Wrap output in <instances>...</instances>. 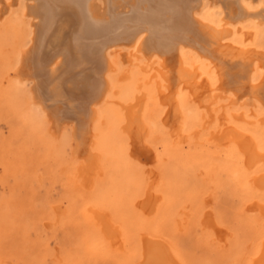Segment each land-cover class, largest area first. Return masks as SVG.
<instances>
[{
    "label": "bare ground",
    "instance_id": "obj_1",
    "mask_svg": "<svg viewBox=\"0 0 264 264\" xmlns=\"http://www.w3.org/2000/svg\"><path fill=\"white\" fill-rule=\"evenodd\" d=\"M253 2L255 3L252 4ZM0 5V15L4 14L7 9L10 10V7L12 6L16 5L20 7V11L18 12L20 14V16H18L20 17L19 22H21L22 25L24 23L26 26L24 29H27V34L22 31L27 35L24 36L27 37V40L23 38L24 40H26L25 46L24 48L19 49L18 53L16 52L18 54V56H15L17 57V59L15 60L17 61V67L15 68V71L13 69L14 74L12 76H14L15 81L19 84L29 83L31 99L34 104V108L38 110L42 116L48 119L52 130H55L57 133H59L63 129V127H70L71 136L69 137H71V140L73 141V153H75L76 155V161H79L77 163V169L79 170L80 174L83 175V179H85L86 182L90 181L89 175L93 173V170H97V168L99 167L96 163L97 156L94 153V150H97V148L101 146L102 141H104L105 136H107V132L103 131L102 129L103 118L105 119L109 116V111L112 114L114 107L110 108L111 105L109 106V104L114 103L118 105V114L121 115V120H123V125L121 126L120 130H122L128 140V155H130L134 160L135 158L137 159V166H143L145 175L149 173L150 176H152L151 178H153L156 177V174H158L156 170L154 168H151L150 166L152 161L155 160L154 152L158 153L159 155H163L161 157V162L163 157L167 158L164 160L169 162L168 165L164 167L165 171H163L165 173H163L164 194L156 195L155 193H150L151 189H149L150 191L145 189L138 191L139 189H137L134 192H131L129 198L125 196V200L128 202V204H130L129 207L140 212L142 215L141 218L143 220H148V215H152V212L156 209V206L158 207L157 209L158 211H160L161 215L172 217L169 215V209H171L170 206L173 204L172 202L175 199L174 197L178 194V181L176 180V176L180 174V171L176 169L178 165L175 164L176 158L179 159L181 164L184 165H187V163L196 165V163H198L199 165L207 168L211 167L212 170H215V174L217 172H227L226 169L228 167L225 161L232 160L234 162V168H232L231 170L229 169L230 173L232 171H237L236 173H239L241 175V180H244L242 185H245V191L247 192V196L243 195L247 197L246 202H244V207L249 211L251 210V213L252 210L255 209L258 216L257 219L251 218L249 220V225L255 230V242H257L251 255L248 256L249 258L247 257V264H264V49L261 48L264 45L258 46L255 45L256 43H254L256 40H254V42L251 41V39H258L257 36L259 34V37L264 38V36H262L264 35V32H261L262 29L259 28L260 26L264 25V0H0ZM15 10H17V8ZM215 16L216 18H214ZM9 17L14 20V17H12V15H10ZM261 28H264V26H262ZM13 29H15V27ZM20 29L21 28H19V30ZM234 35L237 36L236 39L233 38ZM19 36L22 37L23 35L20 34ZM19 36L17 37V39L19 38ZM23 39L22 41L24 42ZM20 41L21 40H19V43H21ZM257 42L259 43V40ZM21 45L24 44L21 43ZM119 51L123 52L121 53ZM5 59H3V61ZM126 62H132V65H134L133 67H136V69H138V73L143 75L142 81L140 79L137 80L138 78L136 79V81H139L137 84L132 80V82L136 84V90L140 92L141 86H149V91H151L152 94L151 99L153 102V107L150 109H146V111L148 110L147 112L148 114H150L149 117H152L151 120L148 116L147 120L142 117L141 110H143V103H145L143 101L147 100V97L144 100L142 99L143 93L140 95L137 94L138 92L136 94H133L128 103L117 101V96L119 94L117 88H119L120 90L121 86L119 87L118 85H116V82H119L115 79L113 80L114 77L112 74H114L117 70H121ZM14 64L16 66V62H14ZM127 72L131 74V71L126 70V72L120 73L119 77L125 76ZM3 76L5 77V75ZM7 76L9 77L8 74ZM127 78L129 77L127 76ZM8 80V82H11V79ZM134 83L131 84L134 85ZM14 86L17 87L16 84ZM20 87H18V89ZM11 89L13 90L14 88ZM20 96L21 95H19V97ZM123 101H126V99H123ZM10 104L11 103H9V105ZM14 104H16V102ZM115 113L117 114L114 109V114ZM20 116L22 115L20 114L18 117ZM15 117L18 121L22 120L23 118L22 116L19 120L17 115ZM25 119L28 118L25 116ZM106 120L108 121V119ZM28 121L27 124H29ZM30 127L32 128V125ZM30 127L28 126L29 129ZM151 127H153L158 133H160V135L164 137V141H162L164 143H162V149L160 152L159 150H157V147H155L152 151L153 147L150 148V142H146V136H148L147 133L149 129H151ZM199 132L201 142H204L203 144H205L206 146L205 150L201 148H193L191 146L188 147L187 145L186 146L188 148L186 147L185 149H179L180 145L185 140L192 141L191 144H193L196 140L197 133ZM96 136H98L97 140L95 139ZM27 140H29V138H27ZM196 145L199 146L202 144L198 143ZM26 148L24 149L26 150ZM21 150L22 149H20V151ZM178 150H180L179 153H177ZM156 159L158 160L159 158ZM133 162L134 161H132V163ZM158 162L159 160L157 161V163ZM165 162L163 161V163ZM132 169L133 168L131 167V170ZM75 171L76 169H74V172ZM121 173H123V169ZM140 173L141 172L137 174ZM97 175L99 176V173H97ZM142 175H144V172H142ZM205 175L206 174H204V176ZM209 175L210 173L208 174V176ZM75 176L73 177L75 178ZM113 177L111 179L112 182ZM211 178L212 177L210 175V179ZM237 179L233 178L232 180H230L233 181V184H235ZM222 183L223 182H221V184ZM224 183L222 186H224ZM226 184H229L228 181ZM226 184L225 186L227 187ZM79 185H81V183H79ZM82 185H85L84 182L82 183ZM146 186H148V184H146ZM83 187L84 186H82V188ZM108 188H110V186ZM224 191L226 190L224 189ZM125 192L129 193L128 191ZM231 193H233V190ZM68 194L70 195V193ZM79 194H81V191ZM208 194H206V198L208 197ZM223 194L224 197L227 195H225V193ZM84 195L85 194L82 191V196ZM77 196H79L80 198L81 195ZM229 196H234V194H230ZM182 197L180 196V200H182ZM160 198L164 201V206L160 204ZM211 198H213V196ZM217 198L219 199V196H217ZM224 199H226V197ZM224 199L222 198L219 200L222 201ZM242 199H244V197ZM73 200L76 201L77 199L74 198ZM203 200L204 199H202V201ZM224 201L227 202V200ZM240 201L239 204L242 205L243 200L241 203ZM229 202L230 201H228L227 203ZM95 203L96 202L94 201L93 204ZM98 203H96L95 205H97ZM73 204L75 205V203ZM99 205H101V203H99ZM68 206H70V204ZM221 206L222 205H220V207ZM91 207L93 209L94 206L91 205ZM182 207L184 208L183 204ZM251 207H254V209H252ZM10 208L12 209V206ZM85 208L87 209V207ZM101 208H103V206ZM11 209L10 211L13 210ZM86 209L84 211L85 213L88 212L86 211ZM180 209L182 210V208H179V210ZM210 210L211 209H209V211ZM228 210L230 211V209ZM14 211L15 209L12 212L13 214L16 213V211ZM90 211L91 210H89L88 214L91 215ZM255 211H253V213H255ZM84 212L82 211V213ZM239 212L241 211L239 210ZM134 213L137 214L136 212ZM102 214L103 213H100L101 216L99 214L97 215L98 219L100 217L101 222L103 219L105 220V216L103 215L104 217H102ZM199 214L204 215L199 219L200 225L202 226V224L204 225V223L207 222V216L209 214L207 213L208 215H206L204 214V212L201 214L200 212L195 216H199ZM234 216H232V219L234 218ZM238 216L236 215L235 218H237ZM241 217L243 218V216ZM137 218L140 219V217ZM196 218L198 220V217ZM134 219L136 220V218ZM235 220L234 222L232 221L235 224L242 222V220L239 222H235ZM243 222H245V220ZM97 223L95 220V225ZM120 223L116 224L113 227H115L116 230H122V227H117V225L120 226ZM3 224L5 227L10 225L9 224L6 226L5 223ZM13 224H11V227ZM211 224L214 225L213 223ZM205 225H207V227L205 228H208L209 230L208 224ZM240 225H242V223ZM240 225L239 227L241 228ZM18 227L21 228V225ZM110 227L112 226L110 225L109 228ZM181 227H183V225ZM213 227L215 228V225ZM75 228H77V226ZM145 228L147 229V227ZM152 228L153 229L145 230V235L141 233L135 238L137 243V252L141 262L139 264H180L181 262L179 263L177 261V259L181 260V252L179 250L184 247H181L178 250L173 241L167 238L168 241H166L171 246L170 249L166 242L162 240L161 231L158 228ZM177 228L179 229L180 227ZM217 228H215V230ZM94 230L95 229L93 227L92 234L90 233L91 236L89 237H91L93 240H95V238L96 240H99L100 237H96L98 231L96 232ZM110 230L111 229H108V231ZM236 230L237 228L234 231ZM7 232H10L9 229ZM13 232H15V228ZM88 232L86 231V233ZM223 232L225 235L226 232ZM243 232L245 233L244 230ZM249 232L251 234V231ZM110 233H112V231H110ZM117 233H119V231ZM124 233L120 235L125 238L126 234L124 235ZM213 233L214 232L212 231V234ZM114 234H116V232H114ZM220 234L223 235V233L221 232ZM93 235H95V238L93 237ZM227 235L232 234H228L227 232ZM19 236H22L21 232ZM122 236L121 238L124 239ZM219 236L220 238H222L221 235ZM80 237L83 238L82 236ZM112 237L114 236L112 235ZM181 237L184 236L181 235ZM16 238L17 237H15V239ZM228 238L232 239V237ZM75 239H73V241H75ZM104 239L106 238H103V241H101L104 242ZM82 240L83 239H81L80 241ZM198 240L196 239V241ZM250 240L251 238H249V241ZM90 241L91 240L89 239V242ZM109 241L111 242V240L108 239V242ZM116 241L117 240L115 239V242ZM222 241L223 240H221V242ZM244 241L242 243H245ZM89 242L87 243L88 247L90 245ZM115 242L114 244H111V242L110 245L107 246L111 247V245L115 246L119 244ZM126 242L128 241L126 240ZM252 242L253 241H250L247 246L251 245L253 247ZM92 244H94V246L98 245L96 246V249L102 248V250L100 249L101 253L99 249L94 250L90 253H94L96 251V253H100L105 256L104 253L107 252L106 256H109L108 250L110 249L108 247V249L103 248V246L108 243H103L102 247H99L102 243L99 245V243L95 244L93 241ZM188 245L190 247L191 244L189 243ZM195 245L196 244L192 246H194L195 248ZM225 246L226 245H224L223 248ZM241 246L243 245L241 244ZM184 249L186 250V248ZM232 249L234 250V248ZM239 249L242 248L240 247ZM88 250H90V248ZM120 250L122 251V248ZM102 251L105 252L102 253ZM208 251L209 250H207V252ZM204 252L206 254V251ZM250 252L251 251H249V254ZM226 254H228V252H226ZM91 255L92 254H90V258L93 257ZM229 255L232 254L229 253ZM81 259L83 260L84 258ZM79 261L80 264L81 260Z\"/></svg>",
    "mask_w": 264,
    "mask_h": 264
},
{
    "label": "rangeland",
    "instance_id": "obj_2",
    "mask_svg": "<svg viewBox=\"0 0 264 264\" xmlns=\"http://www.w3.org/2000/svg\"><path fill=\"white\" fill-rule=\"evenodd\" d=\"M254 3L255 2H253L252 4H254ZM0 7H1V5H0ZM16 8H17V10H15ZM19 9H20V7L15 5V6L10 7V10L7 9V11L4 13L6 15H4V14L0 15V18H1L0 19V25L2 24L0 26V55H3V56H0V71H1V73H0V77H1L0 78V85H1L0 86V217H1L0 223H2V224H0V264H39V263L40 264H66V263L72 264L73 262H75L73 264H77V263L79 264V262H80L79 260H81L80 264H87V263L91 264L92 262H93L92 264H102V263L103 264H120V263L121 264H139L141 262H140V258L138 256L137 243H136L135 238L141 233L145 235V233H146L145 230L153 229L152 227L158 228L161 231L162 240H164L166 242V244L168 245V247L170 249H171V246L167 242L168 239L173 241V243L176 245L178 250L181 247L186 248V250L184 248H181V250L184 249L183 251L179 250L181 252V258H180L181 260L177 259V261L179 263L181 262L180 264H247L248 263L247 260L249 258L248 256L251 255L252 251L255 248L256 242H257V241L255 242V240H256L255 233H254L255 230L253 227H251L249 225V220L251 218L257 219L258 216L256 214L254 207L253 208L251 207L252 209H254V210H252V213L250 212L251 210L249 211V210L245 209V207H244L245 206L244 202H246V199H247V197H245V196H247V192L245 191L246 190L245 185H242L244 180L243 181L241 180L242 179L241 175L239 173H236L237 171H235V172L232 171L230 173V170L232 168H234V162L232 160L225 161V163L228 167L226 169L227 172H217L215 174V170L214 169L212 170L211 167L207 168V167L199 165L198 163H196V165H194L192 163H187V165H184V164H181L179 159L176 158L175 164H178L176 169H178V171H180V174L176 176V180L178 181V194L174 197L175 199L172 202L173 204L170 206L171 209H169V215L172 217H169V216L167 217V215L166 216L161 215L160 211H158V209H157L158 207L156 206L155 207L156 209L152 212V215L151 214L148 215V217H147L148 220H143L141 218L142 215L140 212L136 211L135 209L133 210L132 208L129 207L130 204H128V202L125 200V196L127 198H129L131 192H134L137 189H139L138 191L144 190V189L150 191L149 189H151L150 193H155L156 195L164 194L163 193V191H164L163 181H164V174L165 173L163 171H165L164 167L166 165H168L169 162L164 160V159H167L164 157L162 158V162H161V157L163 155H159L158 153L154 152L155 160L152 161L150 166H151V168H154L158 174H156V177H153L154 179L151 178L152 176H150L149 173L145 175V171L143 169V166H137V159L135 158V160H136L135 161L133 158H131L130 155H128L129 154L127 151V150H129L128 146H127L128 140H127V137H125V134L122 132V130H120L121 126L123 125V120H121L122 119L121 115L118 114L119 113L118 112V105H116L114 103L113 104L110 103L109 104V106L111 105L110 108L114 107L113 111L111 110L112 114L110 113V111L108 112L109 116L105 119L103 118V123H102L103 127L101 126L103 131L107 132L106 133L107 136H105V139H104V141H102L101 146L99 148H97V150H94V153L97 156L96 157L97 158L96 163L99 166L98 167L99 170H98V168H97V170L96 169L93 170V173H91V175H89L90 181L86 182V180L83 179V175H81L79 170L77 169L78 168L77 163L79 161H76V157H75L76 155H75V153H73L74 152L73 151V143H72L73 141L71 140V137H69V136H71L70 127L69 126L63 127V129L59 133H57L55 130H52V128L50 127L51 125H50L48 119L45 118L44 116H42L40 114V112L34 108V104H33V101L31 99V92H30L29 83L19 84L15 81L14 76H12L14 74L13 69L15 71V68L17 67V61H15L17 59V57H15V56L16 55L18 56V54H17L18 50L21 48H24L26 40H27V37H24V36H27L26 35L27 29H24L26 26L24 23L22 25V23L19 22V19H20V17H18V16H20V14L18 13L20 11ZM9 13H10V15H12V17H14L13 18L14 20H12V18L9 17L10 16ZM16 15H17V19H16ZM5 16L7 19L5 18ZM214 18H216V16ZM3 20H4V22H3ZM7 23H9V24H7ZM4 26H5V28H4ZM12 26H13V28L15 27V29H13ZM262 26H264V25H262ZM262 26H260L259 28L262 29L261 32H264V28H261ZM19 28H21V29L19 30ZM2 30H3V32H2ZM17 31L19 34L17 33ZM22 31L25 32L26 34L23 33ZM13 33H14V36H16V37L13 36ZM20 34L23 36L20 37L19 36ZM17 35L19 36L18 39H17V37H18ZM259 35L257 36L258 39H256V38L251 39V41L254 42V40H256L254 42V43H256L255 45L262 46V45H264V38L259 37ZM262 36H264V35H262ZM236 37H237L236 35L233 36V38H235V39H236ZM23 38H25L26 40H24ZM22 39L24 40V42L22 41ZM19 40H21L20 42L23 43L24 45H21V43H19ZM258 40H259V43L257 42ZM261 48L264 49V46H262ZM119 52L122 53L123 51H119ZM3 59H5L4 60L5 62L3 61ZM1 61H2V63H1ZM14 62H16V66H15ZM133 63H134V61H133ZM133 63L132 62H126L121 70H117L114 74H112L114 77L113 80L115 79L119 82V83L116 82V85H118L119 87L121 86L120 90H119V88H117L119 91V94H120V95L118 94V96H117L118 97L117 101L128 103L133 94H136L138 92L137 94L140 95L143 93L142 99L144 100L147 97V100L143 101L145 103H143V108H142L143 110H141V113H142V117H144V119L147 120L148 117L150 116V114H148V112H147L148 110L146 111V109H150L153 107V102L151 99L152 94H151V91H149V86H146V85L140 87V92L136 90L137 89L136 84L139 82V81H136V79L138 78L137 80L140 79L142 81L143 75L138 73V69H136V67H133L134 66V65H132ZM10 64H12V65H10ZM128 64H130V65H128ZM130 66H132V67H130ZM1 69H3V70H1ZM126 70L131 71V74L129 72H127L125 76L119 77V74L122 72H126ZM3 71H5V72H3ZM7 74L9 75V77L7 76ZM3 75H5V77ZM127 76L129 78H127ZM6 79L7 80L11 79V82H8L10 80L7 81ZM130 80H131V82H130ZM132 80L135 81L136 84L134 82H132ZM4 81H5V84H4ZM14 83L17 85V87L14 86L15 85ZM129 83H130V85H129ZM131 83H134V85ZM4 86H5V88H4ZM11 86H13V87H11ZM20 86H22V87H20ZM27 86H29V87H27ZM18 87H20V88L18 89ZM122 87H123V89H122ZM142 87L143 88L146 87V88L143 89ZM11 88H14L15 90L14 89L12 90ZM19 95H21V96L19 97ZM27 96L29 99L27 98ZM16 97H18V98H16ZM22 97H24V98H22ZM24 99L25 100L27 99V100L25 101ZM123 99L124 100L126 99V101H123ZM13 102L14 103L16 102V104H14ZM9 103H11V104L9 105ZM17 103H19V104H17ZM114 109H115V112H117V114L116 113L114 114ZM20 114L23 116L22 120H20V117H22V116L18 117ZM16 115L20 121L17 120V118L15 117ZM39 115H40V117H39ZM25 116L28 119L30 116L29 121H28V119H25ZM118 118H120V119H118ZM149 118H150V120L152 119V117H149ZM106 119H108V121ZM44 120H46V121H44ZM119 120H121V121H119ZM27 121L30 125L27 124ZM42 121H44V122H42ZM114 123L117 126H115ZM31 125H32V128L30 127ZM28 126L30 127L31 130L28 128ZM49 128H51V129H49ZM111 129L113 130V132ZM45 130H46V132H45ZM206 130H207V128H206ZM196 132H198V131H196ZM118 133H120V134H118ZM151 133H154V134H151ZM121 134H122V136H121ZM123 134H124V137H123ZM147 135L149 137L146 136V142H150L149 143L150 148L153 147L152 151L155 147H157V150H159V152H160L162 149V143H164V142H162V141H164V137L162 135H160V133H158L153 127H151V129H149ZM43 136H45V137H43ZM22 137H24V138H22ZM159 137H161V138H159ZM27 138H29V140H27ZM45 138H46V140H45ZM97 138H98V136H96L95 139L97 140ZM198 138H199V140H198ZM149 139H152L153 142H152V140H149ZM28 141H30V142H28ZM31 141H32V144H31ZM191 142L192 141H189V140L183 141V143L180 145L179 149L180 148L185 149L187 146L188 147L191 146L193 148H198V149L201 148L204 150L206 149L205 144H203L204 142H201L200 132L197 133L195 142L193 144H191ZM25 143H27V144H25ZM198 143L202 144V145H199V146L196 145ZM121 144H122V147H121ZM28 146H29V149H28ZM24 148H26V150ZM20 149H22V150L20 151ZM32 149H33V152H32ZM24 150H25V152H24ZM15 151H16V153H15ZM179 152H180V150H178L177 153H179ZM18 158H20V159H18ZM28 158H30V159H28ZM156 158H159L158 163H157L158 160ZM131 160L134 162L132 163ZM163 161L164 162L166 161L165 162L166 164L163 163ZM100 164H101V166H100ZM117 166H118V168H117ZM183 166H185V167H183ZM129 167H130V169H129ZM131 167L133 168L132 170H131ZM189 167H191V168H189ZM183 168H185V169H183ZM209 168L211 171L209 170ZM74 169H76L75 172H74ZM122 169H123V173H121ZM140 170H142V171H140ZM194 170H195V172H194ZM207 170L212 177L211 179H210V175L208 176L209 173L207 172ZM77 171H78V173H77ZM139 172H141V173L137 174ZM142 172H144V175H142ZM182 172H183V174H182ZM97 173H99V176L97 175ZM204 174H206V175L204 176ZM220 175H221V177H220ZM70 176H72V177H70ZM73 176H75V178ZM136 176L140 179H138ZM161 176H163V177H161ZM112 177H113L114 183L111 180ZM145 177H146V179H145ZM184 177L186 178V180ZM237 177L239 180L237 179ZM69 178H71V179H69ZM233 178L237 179L235 184H233V181H231ZM99 179H101V180H99ZM136 179H138V180H136ZM74 180H76V181H74ZM82 180H83L85 185H82V183H83ZM227 181L230 185L226 184ZM221 182H223V183L225 182L224 186L226 184L227 187L222 186L223 183L221 184ZM79 183H81V185H79ZM145 183L148 184V186H146ZM231 183L234 187L231 185ZM82 186H84V187L82 188ZM92 186L94 187V189ZM109 186H110V188H108ZM112 186H114L115 188ZM242 186H244V187H242ZM107 188L109 189V191ZM232 188H234V189H232ZM224 189L226 191H224ZM110 190H111V192H110ZM113 190H114V192H113ZM123 190L128 191L129 193H127ZM232 190H233V193H231ZM76 191H77V194H76ZM80 191H81V194H79ZM82 191L84 192L85 197L82 196ZM221 191H223V192H221ZM226 192H228V193H226ZM68 193H70V195ZM88 193H91V194H88ZM223 193H225V195L227 194L225 196L226 199H224L225 197H224ZM206 194H208L207 198H206ZM220 194L222 197L220 196ZM230 194H234V196H229ZM77 195H81L80 198ZM196 195H197V197H196ZM243 195H245V196H243ZM87 196H88V198H87ZM180 196L181 197L183 196L182 200H180ZM212 196H213V198H211ZM217 196H219V199L223 198L224 200H227V202L228 201H230V202L227 203L224 200L221 201L217 198ZM159 197H161V196H159ZM203 197H205V198H203ZM236 197H237V200H236ZM243 197L245 200L242 199ZM74 198L77 199L76 200L77 203H76V201L73 200ZM70 199H71V201H70ZM202 199H204L203 200L204 202L202 201ZM231 199H232V202H231ZM238 199H240L241 201ZM101 200L105 203H103ZM160 200H161V198H160ZM242 200H243V202H242ZM89 201H90V203H89ZM94 201L96 203H98L100 201L99 203H101V205H99V203L97 205H95L96 203L93 204ZM239 201H240V203L242 202L243 204L242 205L239 204ZM72 202L75 203V205ZM214 202H215V204H214ZM217 202H219V203H217ZM221 202H223V203H221ZM88 203H89V205H88ZM216 203H217V206H216ZM69 204H70V206H68ZM160 204L163 206L165 205L163 200L160 201ZM182 204H183L184 208L182 207ZM230 204H231V206H230ZM248 204H250V203H248ZM91 205L94 206L93 209H92ZM98 205H99V207H98ZM220 205H222V206L220 207ZM9 206L10 207L12 206V209L13 210L15 209L16 213L13 214L12 213L13 210ZM84 206L87 207V209ZM95 206H96V208H95ZM102 206H103V208H101ZM119 206H120V208H119ZM7 207H9V208H7ZM224 207H226V208H224ZM88 208H91V209H88ZM179 208H182L183 211L181 209L179 210ZM196 208H199L200 210L201 209L202 210L200 211L199 209H196ZM234 208H235V210H234ZM251 208H249V209H251ZM10 209L12 211H10ZM16 209H18V210H16ZM85 209H86V211H88L87 213L84 212ZM96 209H97V211H96ZM130 209H132V210H130ZM209 209H211L212 212H211V210L209 211ZM228 209H230V211ZM81 210L84 213H82ZM89 210H91L90 211L91 215L94 214L95 216L94 215L91 216L90 214H88ZM92 210H94V211H92ZM198 210L201 212V214L203 212L206 215L209 214L207 216V222L204 223V225L202 224V226L200 225L199 219L202 218V216H204V215L199 214V216H195L196 214L200 213ZM239 210L241 212H239ZM186 211H187V213H186ZM253 211H255V213H253ZM3 212H6V213H3ZM10 212H11V214H10ZM134 212H136L137 214H135ZM54 213H55V215H54ZM58 213H59V215H58ZM100 213H103L102 217L105 216L104 217L105 220L103 219L102 222L100 220V217L98 219V216H97L98 214L100 215ZM246 213H248V214H246ZM17 214H19V215H17ZM179 214H180V216H179ZM234 214H235V216H234ZM231 215L234 216V218H233L234 220L237 219V220H235V222H237V221L239 222L241 220H242V222L236 223L237 224L236 225L235 223H233L234 220L232 219ZM236 215L237 216L241 215V216H243V218L241 216H238L240 219L238 217L235 218ZM3 216H4V219H3ZM253 216L256 218H254ZM6 217H7V219H6ZM137 217H140V219ZM196 217H198V220ZM208 217H209V219H208ZM227 217H229V218H227ZM14 218H15V220H18V221H15ZM134 218H136V220L137 219L138 220L136 221ZM166 218H168V219H166ZM95 220H96V223L98 222L96 225H95ZM244 220L246 223L243 222ZM12 221H14V222H12ZM160 221H161V223H160ZM162 221H163V223H162ZM33 222H34V224H33ZM127 222H129V223H127ZM184 222H185V224H184ZM3 223H5L6 226L9 224L10 225L5 227ZM101 223H104V224H101ZM105 223L107 225V230H106ZM119 223H120V226L117 225V227H120V228L122 227V230L121 229L116 230L115 227H113ZM211 223H213L215 225V228L218 227L220 229L217 228L218 230L217 229L215 230V228L213 227L214 225H212ZM241 223L243 226L240 225ZM11 224H13L12 227H11ZM27 224H28V227H27ZM205 224H208L209 230H208V228H205V227H207V225H205ZM244 224H246V225H244ZM20 225H21L22 229L20 227H18ZM108 225L109 226L111 225L112 227L109 228ZM143 225H147V226H143ZM182 225H183V227H181ZM239 225L241 226V228L239 227ZM76 226L78 229L75 228ZM102 226H103V229H102ZM141 226H142V228H141ZM35 227H36V229H35ZM93 227L95 229L94 231H96V232L98 231L97 233L101 235L100 236V235L96 234L97 238L100 237L99 240H96L95 235H93L95 240H93L91 237H89L92 234ZM145 227H147V229ZM177 227H180V228L178 229ZM203 227H204V229H203ZM14 228H15V232H13ZM17 228H19V229H17ZM99 228H101V229H99ZM168 228H169V230H168ZM201 228H202V230H201ZM234 228L235 229L237 228V230L234 231L235 230ZM248 228H250V229H248ZM251 228H252V230H251ZM8 229L10 232H7ZM68 229L70 232L68 231ZM85 229H87V230H85ZM108 229H111L110 231H112V233H110V231H108ZM113 229H115L116 231ZM242 229L245 231V233L243 232ZM72 230H73L74 234L72 233ZM177 230H179L180 233ZM222 230L226 232L225 233L226 236L224 235V232ZM246 230H247V232H246ZM248 230L251 231V234ZM63 231H64V233H63ZM86 231L87 232L89 231V232L86 233ZM118 231H119V233H117ZM212 231L214 232L213 234L215 237L213 236ZM20 232H21L22 236H19ZM114 232H116V234H114ZM121 232H123V233L125 232L124 233V235L126 234L125 238L122 235H120V234H123ZM203 232H205V233H203ZM217 232H218V234H217ZM220 232L223 233V235L220 234ZM227 232H228V234L231 233L232 235H227ZM14 234L15 235L17 234L18 236L17 235L15 236ZM112 235L114 237H112ZM181 235H183L185 238L181 237ZM219 235H221L222 238H220ZM72 236H74V237H72ZM80 236H82L83 238H81ZM86 236L91 241L93 240L95 244L99 243V245H100L102 243L101 246H99V247H102L103 243L104 244L108 243V244L104 245L103 248L108 247L110 250L112 249L114 251L108 250L109 256H106L107 252L104 253L105 251H102V253H104L106 257L103 256L102 254H100L101 253L100 249L102 250V248H100V249L97 248V249H99L100 253H96V251L94 253H90V252H93L94 250H97L96 246H98V245L94 246V244H92L93 241L89 242V239ZM117 236H118V238H117ZM121 236L124 239H122ZM216 236H217V238H216ZM15 237H17V238L15 239ZM187 237L190 239H188ZM228 237H232V239L228 238ZM79 238H81L83 240L80 241L81 239H79ZM103 238H106V239H104V242H102ZM249 238H251L250 241H253L252 242L253 244L251 243L253 245V247L251 245L247 246L250 243ZM67 239H68V241H67ZM73 239H75V241H73ZM108 239L111 240L112 243L110 241L108 242ZM115 239L118 242L117 241L115 242ZM172 239H174V240H172ZM187 239H188V241H187ZM196 239L197 240L200 239V240L196 241ZM244 239H245V241H244ZM70 240H72V241H70ZM126 240L128 242H126ZM221 240H223V241L221 242ZM76 241L78 242L79 245L82 246V248H81V246H79L77 244ZM97 241H99V242H97ZM113 241L115 243H119V244H117L115 246L111 245L112 248L107 246V245H110V243L114 244ZM224 241H225V243H224ZM243 241L245 243H242ZM88 242L90 244L89 247L87 245ZM184 242H186V243H184ZM194 242H196V243H194ZM134 243H135V245H134ZM179 243H180V245H179ZM189 243L191 244L190 247L188 245ZM74 244H76L77 247ZM126 244H128V245H126ZM194 244H196L195 248H194V246H192ZM239 244H240V246H239ZM241 244L243 246H241ZM244 244H246V245H244ZM213 245H214V247H213ZM224 245H226V246L223 248ZM91 246L93 247V249ZM120 246L122 248V251L120 250L121 249ZM69 247L71 248V250ZM74 247H75V249H74ZM238 247L239 248L241 247L242 249H239ZM89 248H90V250H88ZM124 248H126V249H124ZM218 248H219V252H218ZM232 248H234V250ZM91 249H92V251H91ZM247 249L249 251H251L250 254H249V251ZM207 250H209V251L207 252ZM243 250H245V251H243ZM204 251H206V254ZM241 251H243V252H241ZM130 252H131V254H130ZM133 252H135V253H133ZM226 252H228V254H226ZM229 253H231L233 256L229 255ZM90 254H92L91 256H93V257H91L92 259L90 258ZM216 254H218L220 256H218ZM240 254L242 256L244 254V256H243L244 258H245V254H246V258L247 257L248 258L244 259ZM65 257H66V259H65ZM81 258H84V259L82 260ZM186 258L188 259V261ZM190 258H191V260H190ZM119 260H120V262H119ZM103 261H105L106 263ZM132 262H134V263H132Z\"/></svg>",
    "mask_w": 264,
    "mask_h": 264
}]
</instances>
